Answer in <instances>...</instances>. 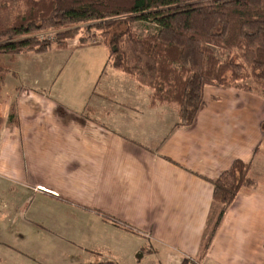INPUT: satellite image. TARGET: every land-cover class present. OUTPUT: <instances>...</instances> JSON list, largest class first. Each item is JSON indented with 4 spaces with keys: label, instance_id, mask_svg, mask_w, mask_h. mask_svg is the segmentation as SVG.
<instances>
[{
    "label": "crops",
    "instance_id": "obj_1",
    "mask_svg": "<svg viewBox=\"0 0 264 264\" xmlns=\"http://www.w3.org/2000/svg\"><path fill=\"white\" fill-rule=\"evenodd\" d=\"M77 49L31 56L32 68L20 55L12 65L17 81L4 90V109L14 100L19 125L0 126V190L16 189L0 199V221L39 231L25 219L28 192L53 226L69 220L81 234L95 231L91 243L58 238L79 264H264V98L206 86L192 124L176 127L177 107L152 104L149 89L110 66L105 48ZM77 61L79 73L68 72ZM236 160L252 162L255 187L240 191L206 245L218 213L212 183Z\"/></svg>",
    "mask_w": 264,
    "mask_h": 264
},
{
    "label": "trees",
    "instance_id": "obj_2",
    "mask_svg": "<svg viewBox=\"0 0 264 264\" xmlns=\"http://www.w3.org/2000/svg\"><path fill=\"white\" fill-rule=\"evenodd\" d=\"M135 22L154 23V33L135 36ZM52 30H60L52 41L34 36ZM94 33L110 66L149 89L152 104L177 107L176 127L192 124L206 86L250 92L254 84L264 93V0H26L9 26L0 25V87L15 56L67 49L71 39L91 46ZM214 49L227 52L223 61ZM10 112L17 126L15 104ZM251 165L236 160L212 183L218 213L206 245L240 191L255 187Z\"/></svg>",
    "mask_w": 264,
    "mask_h": 264
},
{
    "label": "rangeland",
    "instance_id": "obj_3",
    "mask_svg": "<svg viewBox=\"0 0 264 264\" xmlns=\"http://www.w3.org/2000/svg\"><path fill=\"white\" fill-rule=\"evenodd\" d=\"M27 1H32V0H27ZM25 4H26V0H0V25L2 27L9 26L11 22L13 21V19L15 18V16L19 13V11L24 7ZM155 28L156 27L154 23L152 22H135L132 25L134 34L137 37H144L146 35H150L154 33ZM59 31L60 30H52L49 32H38L34 34V36L35 37L38 36V38L41 40L44 39L47 41H52L54 39L53 35L58 33ZM41 34L43 35V37L41 36ZM94 35L95 33L92 34V36H90V38L86 42V44L88 43L91 46L77 47L79 43L76 39L68 40L67 44L69 45L68 47L70 48H67L66 51L67 50L76 51L78 50L77 48H84V47H97L105 53L106 47L102 45L101 42L96 37H94ZM56 50H59V49H56ZM214 51H215V54L218 56L219 60L223 61L225 59L227 52L223 50H219V49L218 50L214 49ZM78 52H79L78 54H80L84 51H78ZM39 54L41 53L32 52L28 54H22L21 56L28 57V64L30 68H32L31 67L32 61L29 58L31 56H34V58L37 59L39 58L38 57ZM61 54H64V53H61ZM70 55L72 56L71 53H65L63 55L64 60H68L70 58ZM21 56L17 55L13 58V61L10 63L11 72L5 76V78L7 77V81L5 82L4 85L0 87V126L8 130H11V129L13 130L17 128L19 125V122L17 126H10V123H8V116L11 113L10 112L11 108L15 103H14V100H11L6 110L4 109V106H5L4 100L6 98L4 96V90L5 91L9 90L12 87L11 82L17 81L16 79L12 78V76L15 75L14 70H12V65L16 61V58L17 57L19 58ZM7 58L8 57H5L6 61H7ZM71 58H70V61L72 62L77 58V55ZM35 59H34V62H35ZM75 63H76L75 66H72L67 70L68 72L73 71V74H75L76 72L79 73V71L81 70V62L77 61ZM19 73L21 77L23 75L22 71L19 70ZM63 73H64L63 74V77H64L65 72L63 71ZM73 74L70 76H67V79H70L69 81L73 85H81L83 87L86 81H80L79 75L75 78H71ZM246 81L252 82L249 80H246ZM56 84L61 85V81H57ZM250 86H251L250 88L253 89L250 91L251 93H254L264 98V93L260 91L258 87H256L254 84H250ZM75 87L76 86H74L73 88ZM256 89H257V92L254 91ZM236 90H240V89H236ZM241 91H244V90H241ZM244 92H247V91H244ZM71 94H73V96H78L77 91H74V90H71ZM61 95L62 97H65L64 93H62ZM75 100L77 101L78 98H76ZM66 102L72 103L71 100H66ZM15 107H16V104H15ZM16 111H17V107H16ZM4 112L6 113V119L2 121L1 116ZM17 116H18V112H17ZM15 189H16V186L13 183L11 184L10 187L8 185L5 188L1 189L2 191L0 190V199L7 200L8 199L7 196L9 195L8 193ZM20 192H24V189H20ZM32 195L33 193L30 194L27 192V196H30V198H29V203L27 204V211H26L25 219L29 220L32 217V219H34V225L38 227L39 231H36L35 229H33L34 233L30 232L29 230L25 232L24 228H26L29 225L25 224V222H23L20 219L18 222H16L15 226L13 227H11V220L5 219L3 222L0 221V264H22V260H25L23 261L25 264H79L75 258L77 257L79 252L77 250L69 251V249H67L68 248L67 246L61 249V246H59L61 241L58 240V238L61 239L62 241L64 239H68L70 242H73V244H77V245H80L81 243H83L84 238L87 240V242L91 243V242L96 241L95 231L88 230L85 233L81 234V232L77 230L75 222L69 221V220L67 222L60 220L59 225L57 227L53 226L49 220L39 217V213L37 214L35 212V206L37 205V203H39V199H38L39 197L34 198V196ZM18 197L21 198V195H18ZM32 197H33V200L31 201ZM41 201L42 202L40 203H42L41 204L42 207L45 206V201L44 200H41ZM33 212L36 215L34 216V218H33V215H30V214H33ZM66 226H68V228H66ZM91 226L92 225H88V228ZM85 245L87 246V244ZM80 250L82 252L83 248L81 247ZM22 253H25L31 256L30 261L28 263H26L25 257L23 258L20 257ZM78 257L80 256L78 255ZM99 264H103V263H99Z\"/></svg>",
    "mask_w": 264,
    "mask_h": 264
},
{
    "label": "built area",
    "instance_id": "obj_4",
    "mask_svg": "<svg viewBox=\"0 0 264 264\" xmlns=\"http://www.w3.org/2000/svg\"><path fill=\"white\" fill-rule=\"evenodd\" d=\"M41 36L43 37V35L41 34ZM196 264H200V263H196Z\"/></svg>",
    "mask_w": 264,
    "mask_h": 264
}]
</instances>
